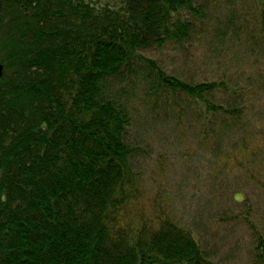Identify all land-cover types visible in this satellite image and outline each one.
<instances>
[{
	"label": "trees",
	"instance_id": "1",
	"mask_svg": "<svg viewBox=\"0 0 264 264\" xmlns=\"http://www.w3.org/2000/svg\"><path fill=\"white\" fill-rule=\"evenodd\" d=\"M228 1L221 20L199 0H0V264H217L169 198L146 196L129 87L138 83L154 111L187 102L217 153L222 128L241 134L227 161L253 159L264 189V127L248 118L264 90V0ZM200 35L214 53L245 41L257 78L193 83L144 55ZM249 218L248 264H264Z\"/></svg>",
	"mask_w": 264,
	"mask_h": 264
},
{
	"label": "rangeland",
	"instance_id": "2",
	"mask_svg": "<svg viewBox=\"0 0 264 264\" xmlns=\"http://www.w3.org/2000/svg\"><path fill=\"white\" fill-rule=\"evenodd\" d=\"M199 1L221 20L229 14L228 0ZM231 43L223 44L214 53L212 40L200 35L184 49L144 55L157 60L171 75L193 83L215 80L226 74L232 82L245 85L250 74L257 78L255 70L261 65H256L255 57L249 55L245 41L236 50ZM260 88L254 93L253 109L248 115L258 128L264 127V90ZM129 89L134 108L132 137L141 146L135 165L145 181L146 196L158 197L161 193L162 199L169 198L177 221L194 231L215 263L248 264L254 236L245 216L250 212V221L264 235V189L251 179L260 171L252 164L253 159L238 154L236 163L233 159L227 161L243 136L222 128L221 151L217 153L218 146L215 151L199 140L198 122L191 108H185L187 102L178 101L181 108L176 110L164 106L154 111L138 83ZM218 98L228 99L227 96ZM251 140L247 136V142ZM257 142L260 143L259 136ZM218 154L224 157L221 162L216 159ZM256 155L258 160L264 159L263 143ZM261 181L264 184V171ZM244 196L248 200L246 206L241 203Z\"/></svg>",
	"mask_w": 264,
	"mask_h": 264
},
{
	"label": "water",
	"instance_id": "3",
	"mask_svg": "<svg viewBox=\"0 0 264 264\" xmlns=\"http://www.w3.org/2000/svg\"><path fill=\"white\" fill-rule=\"evenodd\" d=\"M3 73V67L0 65V77L2 76Z\"/></svg>",
	"mask_w": 264,
	"mask_h": 264
},
{
	"label": "bare ground",
	"instance_id": "4",
	"mask_svg": "<svg viewBox=\"0 0 264 264\" xmlns=\"http://www.w3.org/2000/svg\"><path fill=\"white\" fill-rule=\"evenodd\" d=\"M1 65V64H0ZM2 66V65H1ZM2 75H3V73H2ZM2 77V76H1Z\"/></svg>",
	"mask_w": 264,
	"mask_h": 264
}]
</instances>
